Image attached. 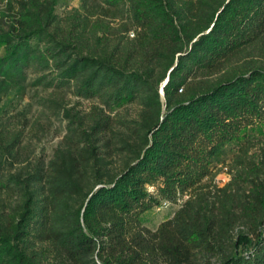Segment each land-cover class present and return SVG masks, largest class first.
Masks as SVG:
<instances>
[{
	"label": "trees",
	"instance_id": "trees-1",
	"mask_svg": "<svg viewBox=\"0 0 264 264\" xmlns=\"http://www.w3.org/2000/svg\"><path fill=\"white\" fill-rule=\"evenodd\" d=\"M56 5L5 0L0 93L31 71L103 107L47 165H23V131L0 115V264H264V64L234 62L264 41V0H84L63 18ZM132 103L119 136L108 112ZM163 202L181 204L151 231ZM237 209L253 237L234 240Z\"/></svg>",
	"mask_w": 264,
	"mask_h": 264
},
{
	"label": "rangeland",
	"instance_id": "rangeland-1",
	"mask_svg": "<svg viewBox=\"0 0 264 264\" xmlns=\"http://www.w3.org/2000/svg\"><path fill=\"white\" fill-rule=\"evenodd\" d=\"M56 12L59 17L72 13L83 14L84 0H56ZM5 8V0H0V12ZM132 36V35H131ZM243 60L264 64V41L258 48L250 49L244 55L239 56L234 62ZM236 63V64H238ZM217 75L207 77L214 79ZM38 76L28 71L25 77L8 89L0 93V115L11 118L15 126L23 131L21 142V162L23 165L44 164L47 165L53 158L57 149L66 146L70 136V129L85 121L87 114L94 106L103 107L97 99H83L75 96L72 89H55L37 84ZM140 112V107L136 103L127 104L114 112H108L117 121L115 123L116 132L122 135V128L117 124L119 120H135ZM77 121L71 125V121ZM117 124V125H116ZM116 142V140H112ZM250 155L255 156V162L261 158V151L257 147ZM126 153L124 151L116 153L112 157L113 171H119L123 166ZM229 156L224 166L220 165L214 170L213 184L219 188L231 183L233 173L237 169L231 166ZM233 169V171L231 170ZM251 185L248 181L240 180L233 186V193L242 195L245 191L249 193ZM180 204H170L167 208H154L145 216V226L151 231H155L158 226L173 217L180 208ZM236 224L232 230L234 240L239 234H246L253 237V227L249 220L236 210ZM200 258V257H199ZM214 264L218 262L213 259Z\"/></svg>",
	"mask_w": 264,
	"mask_h": 264
},
{
	"label": "built area",
	"instance_id": "built-area-1",
	"mask_svg": "<svg viewBox=\"0 0 264 264\" xmlns=\"http://www.w3.org/2000/svg\"><path fill=\"white\" fill-rule=\"evenodd\" d=\"M148 190L149 191H154V187H148ZM170 206V203L168 202H163L158 208L161 209V208H167Z\"/></svg>",
	"mask_w": 264,
	"mask_h": 264
},
{
	"label": "water",
	"instance_id": "water-1",
	"mask_svg": "<svg viewBox=\"0 0 264 264\" xmlns=\"http://www.w3.org/2000/svg\"><path fill=\"white\" fill-rule=\"evenodd\" d=\"M162 93H163V91H162Z\"/></svg>",
	"mask_w": 264,
	"mask_h": 264
}]
</instances>
